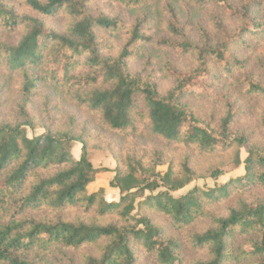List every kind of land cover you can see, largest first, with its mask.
Returning <instances> with one entry per match:
<instances>
[{"label": "trees", "instance_id": "obj_1", "mask_svg": "<svg viewBox=\"0 0 264 264\" xmlns=\"http://www.w3.org/2000/svg\"><path fill=\"white\" fill-rule=\"evenodd\" d=\"M19 1L27 10L0 0V29L15 36L0 41V68L21 77L26 97L55 89L117 135L145 127L192 153L128 150L112 169L96 167L74 118L39 125L44 130L30 135L27 127L36 123L26 103L19 107L23 120L0 113V264H42L36 257L60 248L80 251L69 264H148L151 257L149 264H264V195L238 198L224 215L207 209L232 187L264 185V150L232 131L231 110L205 118L184 100L210 94L217 73L244 66L237 50L249 37L264 36V0H112L125 10L117 15L93 7L97 0ZM60 14L63 27L47 22ZM106 33L125 41L106 53ZM160 48L193 59L186 69L167 61L173 84L166 90L135 69L139 59L159 58ZM241 84L264 100V81L250 77ZM261 120L264 127V111ZM74 142L82 143L79 157L71 152ZM217 155L225 159L212 161ZM201 160H208L205 169ZM229 160L243 165L244 174L214 187H189L218 178ZM109 170L117 201H108L104 188L89 191L97 174ZM203 217L210 223L192 232L199 255L188 261L168 228Z\"/></svg>", "mask_w": 264, "mask_h": 264}, {"label": "rangeland", "instance_id": "obj_2", "mask_svg": "<svg viewBox=\"0 0 264 264\" xmlns=\"http://www.w3.org/2000/svg\"><path fill=\"white\" fill-rule=\"evenodd\" d=\"M8 4L16 6L20 11L27 10L19 0H6ZM93 7L101 8L105 13L117 15L125 10L119 3L112 0H97ZM50 25L63 27L66 23V17L60 14L56 17L47 19ZM196 32V31H194ZM108 35L106 41V53L114 52L119 49L125 40ZM15 36L8 37V34L0 29V41L14 39ZM104 45V44H103ZM159 58L153 57L149 62L146 58L139 59L135 64V69H144V73L153 76L163 90L170 88L173 79L168 72L167 61L178 69H186L193 64L190 56H184L172 51H166L162 48L156 49ZM237 53L244 66L238 68L235 73L221 71L217 73L218 77L212 81V92L204 95H188L185 101L196 107L201 115L208 118L216 114L220 119L231 110L235 115L232 131L234 133L247 136L249 145H257L264 150V127L262 125V114L264 111V100L258 95L248 94L242 81L245 78H256L264 81V36L248 38V44L240 47ZM22 79L17 74H11L5 69L0 68V113L6 120H23L19 114L20 105L26 103V109L33 117L36 128L27 127L30 135L41 133L44 129L39 125H50L54 123L63 126L75 119V126L78 134L88 139V157L94 166H105L110 169L115 167V161L121 159L128 150H137L141 154H152L155 150L166 148L173 152L178 158L192 153L189 146L169 145L166 140L152 134L147 128L142 127L136 134L117 135L105 129L94 116L85 108L79 107L75 102L64 98L61 92L55 89L43 87L34 91L26 97L21 92ZM125 136V137H124ZM82 143L74 142L71 152L74 157H79ZM241 158L245 159L247 152L245 148L241 149ZM195 157H198L194 154ZM224 157L214 156L211 160L217 163L222 162ZM208 161V160H207ZM206 160H201L203 168L207 167ZM223 172L218 178H206L194 181L189 187L199 184L204 187H214L239 177L244 174V166H236L231 160L221 166ZM160 171L167 170V164L159 167ZM112 170L98 173L94 182L89 185V191H98L100 188L106 190V199L108 201H117L120 198L118 189L110 186V180L114 177ZM186 189L182 190L184 192ZM264 195V185H249L243 187H232L229 194L214 204L207 205L208 211L214 214L224 215L228 212L230 206L234 205L238 198L252 199ZM159 222L167 224L160 214H157ZM210 223L206 217L196 220L187 227H169L171 234L178 237L182 243V252L188 261L199 255V251L191 243V234L193 231H202ZM240 241H244L243 238ZM78 253L68 249H55L50 254H44L36 257L42 264H69V260L80 257ZM145 263H155L154 259L145 258Z\"/></svg>", "mask_w": 264, "mask_h": 264}]
</instances>
